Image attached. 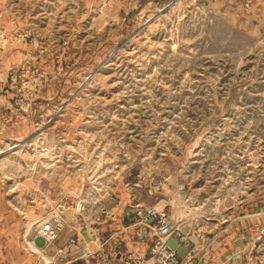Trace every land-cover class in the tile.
<instances>
[{
    "label": "rangeland",
    "instance_id": "obj_1",
    "mask_svg": "<svg viewBox=\"0 0 264 264\" xmlns=\"http://www.w3.org/2000/svg\"><path fill=\"white\" fill-rule=\"evenodd\" d=\"M244 4L0 0V264H38L51 210L75 234L80 193L164 209L186 264H264V0Z\"/></svg>",
    "mask_w": 264,
    "mask_h": 264
},
{
    "label": "built area",
    "instance_id": "obj_2",
    "mask_svg": "<svg viewBox=\"0 0 264 264\" xmlns=\"http://www.w3.org/2000/svg\"><path fill=\"white\" fill-rule=\"evenodd\" d=\"M214 1H230V0H214ZM245 2L246 12H251L252 3L254 0H243ZM85 197V198H84ZM72 207L75 211V216L78 219L80 230H84L87 227L101 224L106 217H110V213L103 207L99 201H93L92 197H88L86 194L80 193L78 196H74L72 199ZM141 213V214H140ZM137 218L141 217L142 230L147 237L152 239V252L148 256H143L138 250L129 252L123 259V264H186L189 256L188 243L178 234L174 227L173 222L169 214L162 208L149 207L144 211H140ZM66 226L65 220L56 210H51L45 217L41 218L36 227V235L32 236V242L37 238H42L44 245L40 248L42 256H38L39 259L46 261L43 256H47L49 264H58L54 262V259L59 255L64 254V250L77 248L79 241L77 237V229L72 228L73 234L66 239L65 246H60L56 243L57 239L64 227ZM170 239L177 241V247L183 246L187 249V253L184 256H180L177 253L176 248H171L168 245ZM105 241L99 242V248L86 254V257L91 259L92 264H112L113 257L102 246ZM48 249H54V254H47ZM37 254V253H34ZM71 262V261H70Z\"/></svg>",
    "mask_w": 264,
    "mask_h": 264
},
{
    "label": "crops",
    "instance_id": "obj_3",
    "mask_svg": "<svg viewBox=\"0 0 264 264\" xmlns=\"http://www.w3.org/2000/svg\"><path fill=\"white\" fill-rule=\"evenodd\" d=\"M3 198H1V200ZM0 202L2 203V201ZM111 208L116 209V212L111 210L113 212L111 213V216H113H110L111 219L110 217H106L104 222L96 227L91 226L84 230L77 229L79 246L75 251L81 249V252L84 251L82 253L83 256L77 258L80 263L92 264L91 259L86 257V254L97 250L99 248V242L103 240L105 241V244L102 246V249H105L112 255V264H123L122 259L133 250H138L143 256H148L152 252V239L147 237L145 232L141 229L139 218L136 219L135 223H131L129 219L128 222L125 221L126 217L135 214V209L119 211V208L117 207ZM16 231L17 226L15 227V232ZM73 234L70 233L67 237H60V240L58 239L56 243L60 245L63 238L71 237ZM9 240L10 239H8L7 246L8 248H11L10 253L15 255L19 250V247L11 244ZM81 252L79 254H81ZM84 257H86V259H84ZM11 261V259L6 260V262Z\"/></svg>",
    "mask_w": 264,
    "mask_h": 264
},
{
    "label": "water",
    "instance_id": "obj_4",
    "mask_svg": "<svg viewBox=\"0 0 264 264\" xmlns=\"http://www.w3.org/2000/svg\"><path fill=\"white\" fill-rule=\"evenodd\" d=\"M35 244L37 246H43L44 245L43 239L42 238H37L35 240ZM168 245L171 248H176L177 249V253L180 256H184L187 253V249L185 247H183V246L177 247L178 244H177V241L175 239H170L168 241ZM54 252H55L54 249H48L47 250V254H49V255H53Z\"/></svg>",
    "mask_w": 264,
    "mask_h": 264
},
{
    "label": "bare ground",
    "instance_id": "obj_5",
    "mask_svg": "<svg viewBox=\"0 0 264 264\" xmlns=\"http://www.w3.org/2000/svg\"><path fill=\"white\" fill-rule=\"evenodd\" d=\"M13 148L15 147V145L14 146H12ZM12 147H10V148H12ZM154 207V206H153ZM136 222V221H135ZM139 224H140V226H141V217H139ZM141 229H142V226H141ZM30 233V232H29ZM29 245H30V247H31V249L32 250H34L35 251V253L36 252H38V254H39V256H42V254H41V252H40V248H42V246H37L36 244H35V242H34V244H32V241L31 242H29L28 243ZM96 251V250H95ZM44 257H46L45 255L43 256V258Z\"/></svg>",
    "mask_w": 264,
    "mask_h": 264
}]
</instances>
